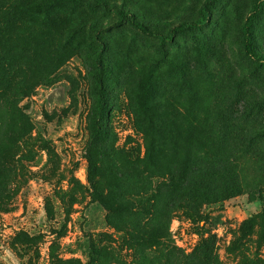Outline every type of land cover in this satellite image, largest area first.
Wrapping results in <instances>:
<instances>
[{
  "label": "rangeland",
  "instance_id": "1",
  "mask_svg": "<svg viewBox=\"0 0 264 264\" xmlns=\"http://www.w3.org/2000/svg\"><path fill=\"white\" fill-rule=\"evenodd\" d=\"M257 3L0 0V53L19 74L20 113L11 172L0 176V264H90L91 242L99 264H175L209 236L222 264H264V69L244 49L251 17L249 43L264 59ZM42 4L51 6L24 11ZM121 12L163 38L110 27ZM185 21L200 24L174 32ZM97 121L105 134L94 144ZM88 154L107 208L90 203ZM193 156L232 163L239 196L203 207L201 220L170 211L165 245L138 247L131 226L151 207L171 210V176ZM122 193L147 211L127 215Z\"/></svg>",
  "mask_w": 264,
  "mask_h": 264
},
{
  "label": "trees",
  "instance_id": "2",
  "mask_svg": "<svg viewBox=\"0 0 264 264\" xmlns=\"http://www.w3.org/2000/svg\"><path fill=\"white\" fill-rule=\"evenodd\" d=\"M263 1L264 0H257L258 3L254 13L260 10ZM49 6H51V4H42L41 6L34 5L24 11L33 13L41 8L45 9ZM205 13L206 11H204V14ZM119 17V21L110 25V27H118L128 22L132 24L133 28L143 34L163 38L160 34L150 31L147 27L137 22L128 13L121 12ZM251 21L252 18H248L244 32V39L246 40L244 49L246 54L258 62L264 69V59L262 55L256 52L249 43L247 32H249ZM199 24L200 22L198 21L181 22L174 26V32L193 30ZM1 55L2 54L0 53V176L3 168L9 173L11 172L8 157L9 151L14 149L16 142L14 138L15 126L20 115L17 107V75L19 74L17 73V69L9 64V61ZM97 96L95 114L97 120H101L106 113V100L101 86L97 92ZM104 134L103 126H101L98 121L95 122L90 138L91 143H98L104 138ZM86 160V180L90 189V203H96L107 208L108 206L103 200L102 193L99 191L98 184L95 181L98 173L97 160L92 154H88ZM190 163L191 164L185 167L177 168L175 174L171 176L174 183H172L170 190L176 196V202L169 207L171 210H168V207L165 208V210H168V213L166 214L163 207H151V219H149V221L147 220L148 222L146 224L142 225L141 223H135V225L131 226L129 234L134 235V237H131L133 240L132 242L137 244L138 247H146L147 249L152 248L155 250V248L159 247L161 244L162 246L165 245V242L163 241L167 239L168 228L166 229V225L164 224V221H167L164 216L168 215L170 211L177 209L191 218L201 220L203 216V207L222 204L229 199L239 196L241 189L232 163L220 159V161L216 163L219 166L214 169V165L212 166V163L209 160L198 158L197 156H193ZM128 194L130 195L131 193ZM156 195H158V193H156ZM125 196L128 197L127 193L120 194L123 203V210H125L127 215L130 214L131 211L133 212V209L135 211V217H138L139 215H142L143 212L147 211L146 208H139L136 210L134 207H131L130 202L126 201L128 198H125ZM147 198L150 197L147 196ZM153 217L157 218L155 224H153ZM137 219L136 221H138ZM178 254L180 259H178L175 264H222L215 249L214 236H209L201 240L196 249L190 255L184 256L181 252ZM100 257V249L95 242H91L89 255L90 264H99ZM165 262V264H172L169 258L166 259Z\"/></svg>",
  "mask_w": 264,
  "mask_h": 264
}]
</instances>
